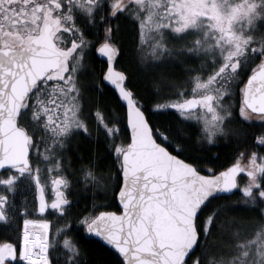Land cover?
<instances>
[{
	"label": "snow or ice",
	"instance_id": "obj_1",
	"mask_svg": "<svg viewBox=\"0 0 264 264\" xmlns=\"http://www.w3.org/2000/svg\"><path fill=\"white\" fill-rule=\"evenodd\" d=\"M80 17L95 29L91 36L78 24ZM121 17L139 23L146 59L174 54L166 43L169 29L196 35L188 52L214 62L219 54L218 67L206 78L192 77L190 94L181 91L156 109L170 107L178 117L202 123L195 135L207 143L240 118L264 122V32L253 34L264 27V0H0V222L10 214L23 217L17 244L0 243V264H76L75 237L65 234L61 241L56 235L69 230L61 154L75 135L89 132L78 74L96 45L107 58L102 79L127 105V143H115L117 128L101 108L95 112L112 134L117 181L123 178L115 195L123 210L93 211L77 222L114 246L121 264H264V154L241 150L217 170L188 154L174 135L178 129L151 123V110L128 86L125 71L114 66L119 48L112 21ZM255 140L264 147V132ZM241 173L247 177L243 184ZM21 184L34 190L30 204L15 203ZM237 189L241 202L259 209L262 223L254 238L233 246L229 260L208 262L202 237L206 243L217 213L205 216L204 210ZM48 209L64 218L61 227L31 218ZM60 244L67 250L63 261L55 256Z\"/></svg>",
	"mask_w": 264,
	"mask_h": 264
},
{
	"label": "trees",
	"instance_id": "obj_2",
	"mask_svg": "<svg viewBox=\"0 0 264 264\" xmlns=\"http://www.w3.org/2000/svg\"><path fill=\"white\" fill-rule=\"evenodd\" d=\"M125 63H127L126 67L130 73L128 85L151 110L150 122L157 126L178 129L174 135L182 138L181 142L186 145L190 156L198 157L193 148V140L196 137L195 128L198 125L187 122L183 117H178L177 112L173 109H156L154 107L156 103L166 104L169 100L178 98L177 94L181 92V88L186 89L192 73L200 70L196 61L178 60L174 55L172 61L159 63L156 69L142 70L141 75L136 73V69L130 65L129 61ZM118 64L123 67L126 65L119 62V56L116 59V65L118 66ZM104 68L105 63L94 54L89 53L84 69L78 74L82 93L81 104L84 114L88 118L89 132H80L75 135L66 147L67 158L73 165V177L68 175L73 183V225L75 224L73 236L75 237V234L77 236L74 243H76L79 260L82 264L120 263L119 258L112 251L98 240L86 236L80 227L82 224L77 222V218L82 221L84 214L93 211L95 213L99 211L119 212L115 200L118 188L114 186L117 183L120 184V178L117 181L118 164L114 160V148L110 146L112 134H108L106 129L102 128L103 126L101 127L99 123L93 121L96 109L101 108L106 119L112 122L109 126L115 125L117 128L115 143H127L129 136L125 125L124 107L113 89L102 79ZM243 78L246 79V75ZM241 128H234L232 124H229L225 128L227 132H224L223 135L229 138L228 141L237 140V142L225 143L224 141L214 151L205 150V156L201 157L203 158L202 162L209 164L210 167L219 166L217 170H222L223 167L234 162L233 155L236 152L238 154L241 150L258 151L264 154L261 147L249 139L264 132V126L252 123L251 126L248 125V128L242 124ZM233 130L240 131L239 139L231 140L232 136H236ZM122 132H127V137L121 135ZM232 145H237L238 148L231 150ZM170 150L172 149L170 148ZM89 171L92 173L91 176L87 175ZM241 196L242 193L237 189L232 195L219 196L212 200L204 210L203 215L205 216L214 210L217 213L216 221L211 227L206 243L203 242L202 237L206 261H209L212 256L220 257V262L230 257L222 252V244H219V241L228 238L234 246L243 240L241 234L245 228V236L251 235L253 238L259 229L262 223L259 209L241 202ZM221 221L224 222V226H221ZM200 251L201 248L198 247L197 252Z\"/></svg>",
	"mask_w": 264,
	"mask_h": 264
},
{
	"label": "flooded vegetation",
	"instance_id": "obj_3",
	"mask_svg": "<svg viewBox=\"0 0 264 264\" xmlns=\"http://www.w3.org/2000/svg\"><path fill=\"white\" fill-rule=\"evenodd\" d=\"M230 2H239V0H230ZM257 3H259V0H257ZM112 23L114 26H116L115 31L113 33V37H114V41L117 43V46L119 48V53H118L117 57L119 56V62L121 61L124 64H126V65H124V67L119 65V64L117 66L116 60H115L114 66L117 67L119 70L125 71L127 77H129L130 73H129L128 68L126 67L127 66V63H125L126 61H129V63H131L130 65L131 66L133 65L134 69H136V73L141 75L142 70L149 71L151 69H156L159 66L158 65L159 63H165V62L173 60L174 54L171 56L165 55V57L160 58V59H146L144 53H142V51H141V48L143 46L141 45V42H140V29H139V23L138 22H134L128 18L121 17L119 20L114 19L112 21ZM78 24L83 28V30L86 33L89 34V36H91L95 32V29L92 27L90 22L83 17H80L78 19ZM261 32H264V27H262L258 31H256V34H254V33L253 34L257 36L258 35L257 33H261ZM166 36H167L166 43L168 44V46L171 48L172 51H174L175 48L179 49L181 47L187 46L186 43L189 42V40H188L189 37H188L187 32L183 33V34H177V33H173L169 29V30H166ZM96 47H98V45L92 47L89 50V52L85 56V61H86L89 53H92L105 63V68H104V71H105L106 61H105V59H103L97 55ZM216 59H217L216 63H218L219 59H220L218 53H217ZM196 63H197L198 68H200V70L199 71L197 70V72H193L192 76L190 75L191 77H189V82H188L186 89L181 88V91L183 90L185 92H188L189 94H190V89L193 86L192 77H194L197 73H199V74H202L204 78H206L207 75L210 74L214 68L218 67L217 64H213V65L209 66V64H208L209 62H207V59L197 61ZM249 73H250V71H249ZM128 86L130 87V85H128ZM170 101H172V100H169L168 102H170ZM168 102L166 104H168ZM169 108L170 107H167L166 109H169ZM170 109H172V108H170ZM173 110L176 111L175 109H173ZM238 120L228 123L226 125V127L229 124H232V126H234V128H237V127L241 128V125L244 124L246 126V128H248V125L251 126L252 123H256L258 125L264 126V122H261L259 120L243 121L242 118H240ZM187 122L193 123V124L197 123L194 120L193 121H187ZM102 126H103V124H102ZM225 132H227V131L225 130ZM233 132L236 133V136H232L233 138H231V140H233V139L236 140V138L239 139L241 137V133L239 130H233ZM228 139L229 138L224 136V135H218L214 143H207L206 141H202V140L198 139L197 137H195L193 140L194 153L198 157H203V156H205L204 155L205 150L206 151H210V150L214 151V149L217 146L221 145V143H223L224 141H225V143H227V142L232 143L233 142V141H228ZM249 139L255 141L257 143L258 147H260L258 142L255 140V137H253V138L251 137ZM72 140H73V138L71 139V141ZM234 142H237V140ZM237 148H238L237 145H232L231 150H236ZM63 152L66 153V148ZM236 155H237V152L233 155V158H235ZM64 161L65 162H63V175L69 181V185H68L67 189H65V194H66V197L69 199L70 204L68 206H66L67 211H68V218H69V230H65L62 228L61 233L56 234V235H58V238L61 241H62L63 236L65 234H68L70 237L73 236V227L75 226V224L73 225V183L68 176L70 174L73 177V165L68 160L67 155H66V158L64 159ZM42 175L46 176L47 173L44 172V173H42ZM246 179H247L246 174H244V173L239 174V180L242 181V182H240L241 184H243ZM52 195L53 194L51 192V189L49 188L48 193H46V196L48 197L49 202H50V199L52 198ZM33 198H34L33 188H30L24 184H21V186L17 189V191L14 194L15 203L17 205L30 204L32 202ZM31 218H47L53 222L52 224H50V227H52V228L61 227L64 223V218L61 217L60 214L56 213L55 210H52V209H48L45 214H34L33 217H31ZM22 220H23L22 215L10 214V219L7 222H0V243L11 242L13 244H17L18 238L21 235L20 229H22V227H23ZM78 225L80 226V224H78ZM80 227L83 229L84 234L86 236H88L85 233L84 226L81 225ZM52 234H55V233L53 232ZM75 237H77L76 234H75ZM66 251L67 250L63 248V245L60 244L57 248V253L55 254V256H58L59 259L61 261H63ZM110 251H112V250H110ZM113 253L118 257V255L115 252H113ZM55 256H54V258H55ZM75 259H76V264H82L79 260L78 251L75 254ZM119 260H120L119 264H121V259L119 258ZM21 264H27V261L26 262L22 261Z\"/></svg>",
	"mask_w": 264,
	"mask_h": 264
},
{
	"label": "rangeland",
	"instance_id": "obj_4",
	"mask_svg": "<svg viewBox=\"0 0 264 264\" xmlns=\"http://www.w3.org/2000/svg\"><path fill=\"white\" fill-rule=\"evenodd\" d=\"M187 34H188V37H189V39H188L189 42L186 43L187 46L181 47L179 49H177V48L174 49L173 53L175 55V58H178V60L186 59V60H192V61H196V62L197 61L204 60V59H207V62H209L208 63L209 66H211L213 64H217L218 65V63H216V61L214 62V60H213V58L211 56L198 55V54H196L194 52H188L187 51V48L192 47V44H193L194 40L196 39V35L194 33H192V32H189V33L187 32ZM254 34H256V32H254ZM257 34H259V33H257ZM173 101H174V99L172 101L168 102V104H170ZM92 119H93V121L99 123L97 120H94L95 119V116ZM91 122H92V120H91ZM99 125H101V127H102V124L99 123ZM198 127H202V123L199 124ZM102 128H104V126ZM223 134L224 133H221V134H218V135H223ZM260 147L264 151V148L262 146H260ZM64 150H65V148L63 149V151ZM63 151H62V154L61 155H62L63 162H65L64 159L66 158V153L63 152ZM245 234H246V228L243 230V233L241 234L243 240H245V239H252L253 238L251 235L245 236ZM220 243L222 244V252H224L226 255H228V256L231 257V255L233 253V246L229 242L228 238L219 241V244ZM230 257H228L227 260H229ZM213 259H215L216 261H219V262L221 260V258L218 257V256H212V258H210V260L208 262H211ZM227 260H225V261H227Z\"/></svg>",
	"mask_w": 264,
	"mask_h": 264
},
{
	"label": "water",
	"instance_id": "obj_5",
	"mask_svg": "<svg viewBox=\"0 0 264 264\" xmlns=\"http://www.w3.org/2000/svg\"><path fill=\"white\" fill-rule=\"evenodd\" d=\"M96 53H97L98 56H100V54H99L97 51H96ZM100 57L103 58V59H105V61H106V68H107V58H106V57H102V56H100ZM105 70H106V69H105ZM104 82H105L110 88L113 89V91L115 92L117 98L119 99V97H118V93L115 91L114 86H112V85L110 84V82H108V81H106V80H104ZM119 101L122 103V105H123V107H124V110H125V125H126V129H127V131H128V136H129V140H128V142H130V129L127 128V105H126V102H123V101L120 100V99H119ZM120 184H121V185L123 184L122 174L120 175ZM235 191H236V190H233V193H234ZM116 193H118V190H117ZM233 193H231V194H224V193H222V194H220L219 196H229V195H232ZM219 196H218V197H219ZM115 200H116L117 206H118V208H119V212L122 211V210H123V206L119 204V199H118V196H117V195H115ZM97 214H98V213H97ZM84 230H85V233H86L88 236H90V237H92V238L98 240V241H99L101 244H103L105 247H107L108 249H110V250H112L113 252H115V253L118 255V257L121 259V261H122V257H121L120 254L118 253V250H116V249L114 248V246H111V245L107 244L106 241H104L101 237L96 236L95 234H88V233L86 232V229H85V228H84Z\"/></svg>",
	"mask_w": 264,
	"mask_h": 264
},
{
	"label": "bare ground",
	"instance_id": "obj_6",
	"mask_svg": "<svg viewBox=\"0 0 264 264\" xmlns=\"http://www.w3.org/2000/svg\"><path fill=\"white\" fill-rule=\"evenodd\" d=\"M168 71V70H167ZM79 166V165H78Z\"/></svg>",
	"mask_w": 264,
	"mask_h": 264
},
{
	"label": "built area",
	"instance_id": "obj_7",
	"mask_svg": "<svg viewBox=\"0 0 264 264\" xmlns=\"http://www.w3.org/2000/svg\"><path fill=\"white\" fill-rule=\"evenodd\" d=\"M26 262V261H25Z\"/></svg>",
	"mask_w": 264,
	"mask_h": 264
}]
</instances>
